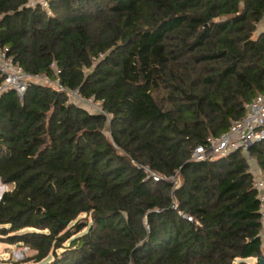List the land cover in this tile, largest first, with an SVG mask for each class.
Returning a JSON list of instances; mask_svg holds the SVG:
<instances>
[{
  "label": "trees",
  "instance_id": "1",
  "mask_svg": "<svg viewBox=\"0 0 264 264\" xmlns=\"http://www.w3.org/2000/svg\"><path fill=\"white\" fill-rule=\"evenodd\" d=\"M45 1L0 0V47L104 115L45 85L0 94L3 242L34 264L264 259L246 159L189 161L264 91V0ZM247 153L264 181V139Z\"/></svg>",
  "mask_w": 264,
  "mask_h": 264
},
{
  "label": "built area",
  "instance_id": "2",
  "mask_svg": "<svg viewBox=\"0 0 264 264\" xmlns=\"http://www.w3.org/2000/svg\"><path fill=\"white\" fill-rule=\"evenodd\" d=\"M40 3L43 8H47L45 0H29L31 6ZM101 57V56H99ZM57 76L58 72L55 71ZM0 94L13 90L19 98H22L29 84H40L53 88L57 92L65 93L68 102L82 107L88 113L104 115L101 102L84 98L79 90L69 91L59 82L58 78L50 80L45 74L40 76L26 75L22 67L15 62L13 56L8 54L7 48L0 47ZM264 91L256 95L249 103L243 106V115L230 123L228 129L215 137H207L203 144L195 146L190 154L189 161L194 163L211 161L224 158L227 155L239 152L244 158L249 159L247 150L253 143L264 139ZM147 177L157 182L160 178L144 170ZM252 175V188L256 192V199L259 202V214L261 223L264 222V181L255 171H250ZM167 183L175 188L178 184L176 174L163 178ZM188 221L189 218H186ZM11 259L13 262H22L32 251L28 245H11Z\"/></svg>",
  "mask_w": 264,
  "mask_h": 264
},
{
  "label": "rangeland",
  "instance_id": "3",
  "mask_svg": "<svg viewBox=\"0 0 264 264\" xmlns=\"http://www.w3.org/2000/svg\"><path fill=\"white\" fill-rule=\"evenodd\" d=\"M260 30H261V26L259 24L257 27V32H259ZM263 127H264V122H263ZM246 161L248 162L249 170L252 172L255 171L254 160L249 158V159H246ZM12 189H13V185H5V184H2L0 182V198L4 192L11 191ZM84 221H87V224H89L88 219L84 220ZM21 232H24V230ZM259 237H260L261 246H262V250H263L264 249V222L261 223V230L259 232ZM11 250H12V246L4 243L3 240L0 238V264H34L32 261H29V259L34 254L33 251H31L22 262H13L11 259ZM49 260H50V258L47 261H49ZM246 262H247V264H256L255 259H248ZM44 263L45 262H42L40 264H44Z\"/></svg>",
  "mask_w": 264,
  "mask_h": 264
},
{
  "label": "water",
  "instance_id": "4",
  "mask_svg": "<svg viewBox=\"0 0 264 264\" xmlns=\"http://www.w3.org/2000/svg\"><path fill=\"white\" fill-rule=\"evenodd\" d=\"M256 263H258V264H264V259H260L259 258V259L256 260Z\"/></svg>",
  "mask_w": 264,
  "mask_h": 264
},
{
  "label": "crops",
  "instance_id": "5",
  "mask_svg": "<svg viewBox=\"0 0 264 264\" xmlns=\"http://www.w3.org/2000/svg\"><path fill=\"white\" fill-rule=\"evenodd\" d=\"M255 172H256L257 174H259V170H258V168H257L256 165H255Z\"/></svg>",
  "mask_w": 264,
  "mask_h": 264
}]
</instances>
